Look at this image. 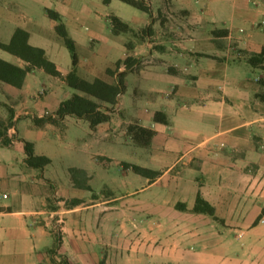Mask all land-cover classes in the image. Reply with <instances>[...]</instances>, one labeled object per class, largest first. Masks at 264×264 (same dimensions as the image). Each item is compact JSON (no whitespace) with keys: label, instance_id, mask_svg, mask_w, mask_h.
<instances>
[{"label":"crops","instance_id":"obj_1","mask_svg":"<svg viewBox=\"0 0 264 264\" xmlns=\"http://www.w3.org/2000/svg\"><path fill=\"white\" fill-rule=\"evenodd\" d=\"M22 1L35 0H0V41L8 42L21 27L29 33L28 42L48 56V40L58 43L61 38L54 31L55 22L46 29L26 15L30 10L20 5ZM63 1L57 0L55 9L74 39L78 57L80 51L87 58L107 57L115 48L120 50L117 59L130 54L126 43L117 47L98 28L84 36V22ZM149 7V33L164 30L165 36L156 47L151 45L156 42H146L148 55L157 61L128 74L145 77L150 96H162L151 99L161 105L156 110L164 111L168 122L150 121L148 110L136 116L157 132L147 166L160 175L140 189L150 191L145 200L146 231L135 240L132 223L137 209L129 199L134 191L90 200L71 176L62 180L50 171L55 147L61 146L56 133L67 121L82 119L67 115L61 125L34 123V116L54 113L60 101L72 95L62 78L34 68L21 87L0 81V264H243L233 261L235 242L229 236L264 214V61L258 66L248 62L264 46V0H149ZM91 41L95 45L88 46ZM174 44L178 48L165 51L164 45ZM8 56L10 60L0 52L2 59L26 64ZM57 67L63 75L69 69ZM93 68L89 59L78 58V71L89 75ZM44 74L47 83L42 82ZM174 86L180 96L188 93V100L168 95ZM116 106L119 112L120 102ZM10 112L11 126L5 130L2 125H7ZM116 116L113 112L109 121L94 128L87 122L90 141L104 140L105 129H99L103 124L114 128ZM24 140L51 162L43 168L27 165ZM198 192L214 206L218 219L189 211ZM72 198L82 202L65 203ZM177 202L185 203L187 210L176 209ZM52 216L62 219L55 253L50 252L55 243ZM249 231L264 246V228L256 225Z\"/></svg>","mask_w":264,"mask_h":264},{"label":"rangeland","instance_id":"obj_2","mask_svg":"<svg viewBox=\"0 0 264 264\" xmlns=\"http://www.w3.org/2000/svg\"><path fill=\"white\" fill-rule=\"evenodd\" d=\"M142 1L144 4L149 5V0ZM56 4L57 0H35L31 4L28 3V1H22L20 5H24L25 9L30 10L26 15L32 16L40 25L48 29L49 25L53 23V20L48 16L45 6L49 9L56 10ZM62 4L65 8L68 7L71 11L76 13L78 21L84 22L85 25L83 26V31L81 30L84 33V36L92 30L97 32L98 28L102 31L103 35L107 34L106 36H110V40H114L115 44L118 43L117 47L119 48L123 47V43H129L132 48H127L128 51H130L131 55L139 59V65H135L134 72L143 70L148 65L153 63V61H157L156 58L148 55L146 42L147 40L154 43L156 42V44H151L155 47L162 45L157 43H161L160 41L163 40L162 37L165 36V33L162 32L164 30H160L158 33L152 32L150 34L148 29L144 30L147 26L145 22L151 20L149 13L122 0H107L106 2L104 0H65ZM32 7H34L33 10ZM93 13L99 15H95ZM110 15H116L124 22H130L134 25V32L118 33V35L112 34L111 22L109 18ZM157 15L158 17L160 16V14ZM95 16H98V20L95 19ZM99 22L102 26L99 25ZM0 37L4 38L3 35H0ZM58 39H60L58 40V43L48 40V57L57 66L63 68L62 70H67L68 68V70H70V53L63 40L61 38ZM86 43L88 46L95 45L92 41L90 43ZM164 47L167 52L174 50V48H178L175 44L169 46L164 45ZM0 52L6 53V56L10 60L8 56L11 55L10 53H7L2 49H0ZM79 54L80 57L78 58L81 61L84 60L85 62H88L89 59L90 64H93L94 67L92 71L88 72L90 73L89 75L85 74L86 70L84 69H82V71L77 70L79 76H84L83 78L89 81H92L95 77L101 75L105 78L114 76L108 74L106 69L110 66V63H112V66L109 68H115V62L118 60V56H120V50L117 51L116 48L113 49L107 57L96 56L87 58L85 54H81V51ZM83 57H86V59H83ZM45 77L46 75L44 74L42 82L47 83ZM177 87L178 86H174L171 93H168V95L170 94L172 97L175 96L177 101L181 99L180 97L187 99L185 97L188 93L180 96L178 94L179 90ZM69 89L72 91V94L77 92V90L72 87H69ZM147 89H149V87L147 86V79H145V77H140L136 73L127 74L125 76V90L119 101L120 109L119 112L116 110L114 111L117 114L116 124H113L114 128L111 126L110 129L103 124V126L99 129L100 131L103 127L105 129L103 130L105 133L104 140L99 139L96 141H90L89 137H91V132L86 120L74 118L73 120L67 121L63 126V130H61L62 132L56 133V139L59 143H61V146L55 147L54 151H56L55 155H57V157L54 158V162L50 167V171L57 174L59 179L62 180L67 174L72 178V174L69 169H78L73 172V175L79 183L85 180L84 175L80 171L83 170L88 176L87 183L91 189H84L81 193H84L83 196H90V200H95L98 197L101 199H111L112 197H119L125 195L127 192L134 191L133 197H129V199L134 200V203L131 202L132 204L130 206L137 209V214L132 223V229L135 233V240L138 241L141 239L142 232L146 231L148 214L146 212L145 200H147L148 193L150 192L148 189H140L146 186L149 180L146 177L134 173L131 169L125 168L122 163L128 162L148 167L149 153L152 152L150 145L147 147L137 145L126 131L127 125L132 123L140 124L141 121L138 122L136 117L137 114L139 115V113L144 110H148V112L152 111V114L149 117L151 121L153 119L154 112L157 111L156 108H160L161 105L153 104L154 101L151 97L158 99L162 96H150ZM176 94L179 96V99ZM142 120V125L146 126L149 124V121L145 119ZM160 131L161 130L158 132ZM156 133L157 132L155 131L154 136H156ZM157 146L160 148L161 143H158ZM81 166L86 170L82 169ZM107 190L112 191V193H107ZM70 201L71 199L66 200L65 203L70 204ZM120 201H125V198H121ZM125 204L128 205L126 202ZM52 218V230L55 234L58 233L60 235V224L62 219L60 217L61 221L56 222L54 219L57 217L52 216ZM184 221L186 222L188 220L186 219ZM201 222V220L195 221L196 224H201ZM256 225L264 228V214H260V216L256 220H253L250 225L242 226L241 228L236 229L233 234L229 236V239L235 242V244H233L234 246H232L234 262L243 264H264V246H262L261 242H259V236L251 235L249 231L251 227ZM161 245L162 243L159 239L155 243L156 249L159 250Z\"/></svg>","mask_w":264,"mask_h":264},{"label":"trees","instance_id":"obj_3","mask_svg":"<svg viewBox=\"0 0 264 264\" xmlns=\"http://www.w3.org/2000/svg\"><path fill=\"white\" fill-rule=\"evenodd\" d=\"M122 1L150 14L149 5L144 4L142 0ZM46 12L48 16L54 20L55 32L62 38L70 53V70L63 75L57 65L48 58L43 48L31 45L28 42V31L24 28L17 27L8 42L0 41V49L19 57L24 60L26 64L20 66L0 58V81L11 84L15 87H21L24 83L25 76L29 71L34 68H42L46 73L62 78L66 85L80 92H74L70 97L60 101L54 113L46 114L41 117L34 116L33 121L36 125H42L45 123L61 125L62 120L67 115L86 120L91 128H94L100 123L109 121L119 102L120 96L125 90V76L129 72L134 71L135 65H139V59L128 54L123 59H118L115 62L114 69L108 67L106 72L115 76L113 82H107L99 77H95L92 81H89L79 76L77 73L78 54L74 40L68 33L66 25L59 12L49 8H46ZM109 18L112 32L114 34L134 32L133 29L118 16L110 15ZM147 29L148 32L151 31V25H147L146 28H144V30ZM217 31L226 33L225 30ZM217 31L214 30V32ZM126 46L128 49L132 48L129 43H127ZM263 61L264 46L260 52L253 54L248 58V62L253 66H258L262 64ZM121 66H123L122 70H120ZM11 118L12 113L10 112L7 125H2L5 130L11 126ZM153 120L165 124L168 122L166 113L161 110L154 112ZM126 131L134 143L142 147L149 146L155 134L154 129L138 123L127 125ZM23 145L26 153L25 162L27 165L36 168H43L51 162L49 157L45 155H36L34 153L32 142L24 140ZM122 165L125 168L131 169L134 173L148 178L149 182L154 181L160 175V171L138 164L123 162ZM69 170L76 186L84 189H91L87 183L88 176L83 170L80 171L84 175L85 180L81 183L77 182L76 177L73 175V172L78 169L71 168ZM106 192L112 193V191L109 190ZM80 202H82L81 199L73 198L71 199L70 204H79ZM175 207L179 210H187L186 204L183 202H177ZM189 211L193 213H204L212 216L214 219H218L215 215L214 206L205 200L200 192L197 193L195 202ZM262 211L264 212V207ZM54 237V248L50 250L52 253H55V248L58 247L60 240V235L58 233H56ZM62 262L68 264L67 261Z\"/></svg>","mask_w":264,"mask_h":264},{"label":"built area","instance_id":"obj_4","mask_svg":"<svg viewBox=\"0 0 264 264\" xmlns=\"http://www.w3.org/2000/svg\"><path fill=\"white\" fill-rule=\"evenodd\" d=\"M3 197H6V194H3ZM57 215H58V213H56ZM59 218V219H58ZM56 222H60L61 220H60V216H57V218L56 219H54ZM53 226H55V225H53Z\"/></svg>","mask_w":264,"mask_h":264}]
</instances>
